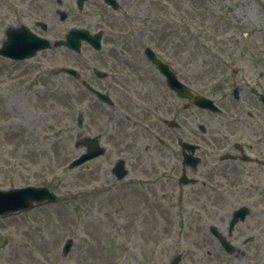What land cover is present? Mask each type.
<instances>
[{"label": "rangeland", "instance_id": "rangeland-1", "mask_svg": "<svg viewBox=\"0 0 264 264\" xmlns=\"http://www.w3.org/2000/svg\"><path fill=\"white\" fill-rule=\"evenodd\" d=\"M117 1L118 11L90 0L80 12L76 0H0V48L10 27L25 25L52 44L74 28H103V53L114 50L116 70L125 73L118 89L139 98L129 103L115 93L110 108L85 96L72 78L50 74L84 61L106 66L91 59L86 44L80 55L54 46L22 64L0 57V190L31 184L58 195L54 204L0 218V264H170L180 255V264H264V237L250 252L243 245L249 234L262 232L264 196L228 194L214 205L207 198L197 209L204 213L186 212L178 202L167 171L177 162L168 161L159 143L166 132V84L143 53L153 43L170 63L190 64L206 95L218 98L240 87L241 99L251 96L249 109L264 111L251 93L264 94V0ZM83 138H100L107 152L69 171L87 149L76 145ZM120 160L128 170L122 182L112 174ZM241 206L251 213L235 229L237 254L225 256L208 229L215 225L226 234ZM68 240L74 245L64 257Z\"/></svg>", "mask_w": 264, "mask_h": 264}, {"label": "flooded vegetation", "instance_id": "flooded-vegetation-1", "mask_svg": "<svg viewBox=\"0 0 264 264\" xmlns=\"http://www.w3.org/2000/svg\"><path fill=\"white\" fill-rule=\"evenodd\" d=\"M90 50L94 53L91 59L95 57L102 59L106 66L97 67L93 66V63L84 61V66L76 68L81 72V77L93 85L96 80L102 87L98 88L112 98L113 95H116L115 93H122L124 99L130 100L129 103H133V98L130 95L134 96V100L139 99L131 90H126L125 94V90H122L121 86L120 90L118 89L122 82V74L125 73L116 70L120 68V63L119 58L113 53L114 50L105 53H96L92 49ZM19 63L21 64V62ZM191 66L200 70L199 66ZM171 67L173 75L178 81L185 84L189 92L194 96H206V93L200 89L201 83L190 76L193 74L189 72L190 64H173ZM96 68L107 74L104 79L97 77ZM73 80L80 84L85 96L89 94L95 100L83 88L81 80ZM166 89V132L164 142H160V146L167 150L168 161L177 162V166L169 165L167 171L175 184L173 190L178 193V202L182 204L186 212L204 213L197 209L200 201L207 198L208 203L214 205L218 198L237 193H255L254 195L257 197H263L264 111L249 109L250 101H252L251 96H244L241 99L240 87L236 93L237 98L235 89L233 94L227 91L218 98L206 96L215 100L221 108L220 112L213 113L197 107L187 98H182L167 84ZM252 92L253 90H251ZM252 95L264 108L258 96L253 93ZM231 98H234L239 107L248 110L236 108L237 106L234 101L231 102ZM209 118H213V127L208 121ZM152 129L157 133L160 132L156 128ZM183 179L189 180L190 183L182 184ZM261 228L264 232V223ZM262 232L257 235L256 233L249 234V237H253L248 245L249 252L250 246L257 241V238L264 237ZM253 252L251 251V256Z\"/></svg>", "mask_w": 264, "mask_h": 264}, {"label": "water", "instance_id": "water-1", "mask_svg": "<svg viewBox=\"0 0 264 264\" xmlns=\"http://www.w3.org/2000/svg\"><path fill=\"white\" fill-rule=\"evenodd\" d=\"M88 0H77V5L79 10H83L84 3ZM108 5H110L114 10L119 9V5L116 0H104ZM43 29H45V25H42ZM102 32H99L95 35H92L89 30L86 29H74L71 30L66 36V40L60 41L56 43V46L66 47L70 50L79 52L82 46V42L85 41L94 47L96 50H101V40H102ZM51 48V43L47 39L39 38L34 35L27 27H20L17 29L10 28L7 30V41L3 44V47L0 49V55L11 58L14 60H24L34 57L39 51L47 50ZM147 57L150 61H152L158 68V70L164 75H169L168 67L163 65L161 61H159L153 51L147 49L145 51ZM54 74H68L73 76L76 79L80 78V75L77 71L71 68H58L52 70ZM101 77L102 74L97 72ZM103 77V76H102ZM85 87L93 92L100 101L113 105L108 95H104L94 88H92L88 83H84ZM186 97H189L194 103L200 105L201 107L211 109L213 111H217V108L214 106L212 101L207 99H194L188 93L183 94ZM264 101V97H262ZM79 126L82 127L83 118L80 117L78 120ZM80 145H84L88 148V152L83 154L79 159L72 162L69 166L70 170L75 169L88 161H91L99 156L105 154V150L100 147L98 140H93L86 138L84 139ZM124 162L121 161L115 173L119 176L120 179L124 177L126 172H123ZM56 201V195L51 193L47 188H35V187H27L22 189H12L9 191H0V217H5L7 215L16 214L19 212L26 211L34 206V204H39L43 202L53 203ZM249 214V210L246 207H242L236 212H234L233 220L230 223L231 232L235 225L239 222V220L244 221L246 216ZM211 233L220 241L223 248L229 252L233 253L234 248L231 244L218 232L216 227L211 228ZM73 246V241L69 240L63 249V255L67 256L71 251ZM181 261V256L176 258L171 264H179Z\"/></svg>", "mask_w": 264, "mask_h": 264}]
</instances>
